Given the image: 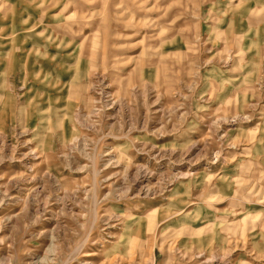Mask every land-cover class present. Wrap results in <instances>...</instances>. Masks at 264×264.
Here are the masks:
<instances>
[{
  "label": "rangeland",
  "instance_id": "1",
  "mask_svg": "<svg viewBox=\"0 0 264 264\" xmlns=\"http://www.w3.org/2000/svg\"><path fill=\"white\" fill-rule=\"evenodd\" d=\"M0 264H264V0H0Z\"/></svg>",
  "mask_w": 264,
  "mask_h": 264
}]
</instances>
